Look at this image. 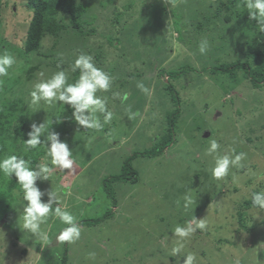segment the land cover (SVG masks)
Segmentation results:
<instances>
[{
  "label": "rangeland",
  "instance_id": "1",
  "mask_svg": "<svg viewBox=\"0 0 264 264\" xmlns=\"http://www.w3.org/2000/svg\"><path fill=\"white\" fill-rule=\"evenodd\" d=\"M102 1H95L84 19L95 16L93 23L99 34L112 32V36L120 38L124 32L123 39H129L122 48L115 47L117 50L107 45L108 57L119 65L124 80L120 87L112 79L108 92L113 86L117 88L106 103L113 119L97 131L79 126L72 118L70 105L44 101L32 105L34 84L50 78L57 65L64 64V58L66 62L67 55L60 52L62 56L55 59L58 64L54 67V60L46 57L53 45V37L47 35L41 50L30 57L32 62L22 63L18 52L29 26L26 14L32 13L25 0H0V53L9 52L17 61L7 76L0 77V101L20 89L25 108L33 112L38 124L52 122L60 128L58 131L68 130L61 141L73 151L74 170L57 168L49 180H38L37 186L45 193L44 202L48 200L47 193L54 191L59 205L76 216L82 229L79 240L67 242L66 246V242L56 238L65 225L50 215L41 225L48 239L36 238L23 230L22 219L19 220L24 206L20 194L14 211L0 222V264H61L66 247L67 264H183L188 253L196 255L195 264H264V210L255 206L245 209L252 193L264 190V86L253 89L242 70L233 80L228 75L214 76L209 73L210 66L200 64L202 55L212 58L210 52L215 48L227 49L219 60L222 63L231 65L239 58L244 62L242 52H233L242 51L238 48L242 45L236 42L232 49L230 38L215 40L222 36L219 21L218 31L207 40L203 53L199 47L206 39L200 31L183 44L176 32L166 30L156 39L158 46L149 48L151 38L136 36L142 18L147 14L160 18L159 7L166 6L170 12L183 0H171V5L164 0H113L114 8L102 6ZM5 5L8 7H2ZM207 5L210 4L204 6ZM116 14L123 17L119 25L114 24ZM171 16L170 12L163 20L169 23ZM167 37L169 45L163 42ZM86 55L93 61L92 55ZM76 57L64 64L72 79ZM105 62L100 68L108 72L109 61ZM40 63V69L28 81V67ZM173 73H177L175 78H171ZM168 79L176 93L167 89ZM140 84L150 93L145 94ZM173 95H178L179 105L171 101ZM177 108L181 114L170 135L169 114ZM97 115L103 122V115ZM58 119L61 123L56 122ZM67 120L71 123L66 124ZM210 139L220 144L221 154L232 150L245 153L244 167L230 169L228 176L214 179L210 171L214 159L206 154ZM164 145L159 157H139L132 162L138 173L136 183H113L111 178L121 173L128 157ZM46 152L41 153L39 163L51 165ZM185 193L195 201L187 210L183 207ZM240 211L245 212L243 224ZM105 214L108 217L98 225L80 223ZM194 216L205 219L206 229H198L180 241L182 251L174 255L172 248L178 242L172 229ZM89 253L95 256L90 258Z\"/></svg>",
  "mask_w": 264,
  "mask_h": 264
},
{
  "label": "trees",
  "instance_id": "2",
  "mask_svg": "<svg viewBox=\"0 0 264 264\" xmlns=\"http://www.w3.org/2000/svg\"><path fill=\"white\" fill-rule=\"evenodd\" d=\"M95 1L97 2V0H25L26 7L32 15L26 14L29 26L25 32V42L22 50L18 52L21 62L29 65L32 62L30 57L41 50L43 40L47 35H50L53 37V45L50 55L46 57L54 60V67L58 64V61L56 60V63L55 59L62 56L60 52H65L64 55H67L66 62L74 55L90 54L93 56L94 65L99 69H101L100 65L105 66V60L109 61L108 65L110 67L108 66L109 68L106 71L122 87L123 75L120 73L118 69L119 65L116 61L109 59L107 45L110 48L115 49L117 47L119 49L122 48L129 38L123 39L124 36L122 35L124 32L121 33L122 35L120 34V38L115 37L116 35L112 36V32H102L99 34L97 31L98 27L93 23L96 17L91 16L84 19V15L90 12L88 10H91ZM112 2L113 0H104L101 2V5L109 8L112 6ZM205 4L210 5L205 7ZM181 5L171 7L170 12L172 16L169 23L163 20L164 16L170 15L166 6L158 8L159 15H161L160 18H152L151 15L147 14L146 17L142 18L143 23L136 21L137 23H141L140 30H136V36L151 38L149 48L158 46L156 39L164 35L166 30H169L170 33L171 31L176 32L178 40L183 44L187 43L189 37L197 31H200L203 38L209 41L216 35L219 27L218 24L222 23L220 24L222 36H216L215 40H228L230 38L232 49L236 42L241 44L242 46L238 48L241 47L242 51L237 49L233 52H242L246 60L243 62V58H239V60H236L231 65L229 63H222L219 60L223 55L227 54V49L215 48L213 52H210L212 56L210 59H205L201 54L203 58L200 64L210 66L209 73L214 76L228 75L233 80L237 78L238 72L242 70L243 76L249 81L252 88L261 89L264 86V32L259 31L257 21L249 19V15L243 7V0H183ZM112 7L114 8V6ZM122 18V15H117L114 19V24L119 25ZM66 19H68V23L65 22ZM227 35H230V37ZM168 39L167 37L163 42L169 45ZM117 43L119 44L118 46ZM61 46L63 48L59 50ZM232 49L228 50L231 51ZM220 51H223V53L219 54ZM63 60L65 64V58ZM64 64L60 67L57 65L56 70H64L66 72L67 65L65 66ZM40 65L41 63L35 67H28L26 72L28 81L32 80L34 72L40 69ZM79 74V70L75 71L73 79L68 77V82L75 83ZM176 74L173 73L171 78H175ZM131 76L135 75L132 74ZM168 85L167 89L171 93H174L175 91L170 86V80ZM22 87L24 88V86ZM115 88L117 87L113 86L110 93L107 91L102 95V92H98L97 95L106 100ZM19 90L16 89L11 94V97L0 101V159L9 155L23 156L26 160L30 161L31 167H35L39 164L41 153L47 151V149L44 146H38L36 149L30 150L24 144V141L28 139L27 134L31 130L32 123H37V121L32 117L33 112L25 108L26 101L19 95ZM171 101L179 105V103H176L179 101L178 95L176 97L173 95ZM106 102H108V99ZM106 106L108 107V103H106ZM69 111H72L71 106ZM180 114L181 112L178 108L169 114L168 130L170 135L174 134L175 125ZM65 123L70 124L71 122L67 120ZM48 127H50L49 131H52L51 128L57 129V131H54L59 133L60 139L64 138L66 133H68L66 129L64 130L65 132L58 131L60 128L54 127L52 122L48 124ZM41 139L43 142L45 137H41ZM25 148L28 149V152H24ZM165 148V145L162 147L157 146L156 149L153 148V151L135 153L133 156L128 157L123 162L121 173L113 176L111 180L113 183H136L138 181V173L134 169L132 162L139 157H159ZM19 191L20 188L14 176L9 178L0 173V222L4 219L5 215H9L14 211L19 202L20 194L23 196L22 190L21 192ZM252 207V201L245 204V209ZM107 217L108 215L105 214L102 218L83 220L80 223L92 227L103 223ZM239 219L242 222L241 224H243L245 212H239ZM243 227L247 229V224H244ZM4 245L8 246L6 243ZM67 260L68 248L66 247L60 263L67 264Z\"/></svg>",
  "mask_w": 264,
  "mask_h": 264
},
{
  "label": "clouds",
  "instance_id": "3",
  "mask_svg": "<svg viewBox=\"0 0 264 264\" xmlns=\"http://www.w3.org/2000/svg\"><path fill=\"white\" fill-rule=\"evenodd\" d=\"M171 5V0H164ZM243 7L246 9L249 19L257 21L260 32H264V0H243ZM208 41L200 43L199 50L203 53L206 50ZM16 58L9 52L0 53V77L9 74V69L16 64ZM79 70V77L75 83H68V76L64 70L54 72L50 78L36 82L31 91L32 105H38L41 101L48 104L62 103L72 108V118L75 122L87 130H101L105 124L113 119V112L106 106V100L98 96V92H107L112 86V77L102 69L97 68L92 57L80 54L72 65V71ZM43 75V74H41ZM145 93L149 94L150 89L143 84L138 85ZM127 98L126 95L124 97ZM103 115V122L97 114ZM61 123V120H56ZM46 123H32L28 132V139L24 144L28 149H36L44 146L47 149L46 156L50 158L51 165L41 162L35 167L30 166V161L23 156L9 155L0 159V173L6 177L16 178L17 184L22 190L24 202L22 217V228L40 240H47V233L42 232L41 225L51 215L58 218L65 227L56 237L60 242L72 243L79 240L81 236V225L76 216L65 210L58 203L57 194L54 191L48 192V200L44 202L42 197L45 193L37 186V181L49 180L55 169L74 170L75 160L73 151L69 149L67 142L61 141L59 133L49 131ZM41 137H45L42 142ZM220 144L215 139H210L206 154L214 159V166L210 169L214 179L220 180L229 175L230 169L243 168V161L246 154L240 152L231 153L219 152ZM70 174V173H69ZM183 207L187 210L194 204V199L189 193L183 196ZM253 206L264 210V190L253 192L251 195ZM55 205V207H54ZM206 229L205 219L197 220L194 216L183 225H176L172 232L177 240V246L172 248L174 255L181 253L183 244L180 241L190 237L196 230ZM94 257L95 253H89ZM196 255L188 253L185 255L183 264H195Z\"/></svg>",
  "mask_w": 264,
  "mask_h": 264
},
{
  "label": "water",
  "instance_id": "4",
  "mask_svg": "<svg viewBox=\"0 0 264 264\" xmlns=\"http://www.w3.org/2000/svg\"><path fill=\"white\" fill-rule=\"evenodd\" d=\"M5 220L2 221V223L4 222Z\"/></svg>",
  "mask_w": 264,
  "mask_h": 264
}]
</instances>
